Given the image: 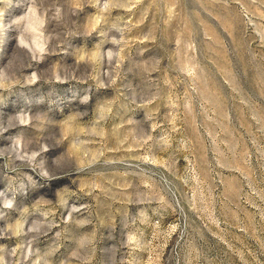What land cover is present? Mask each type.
<instances>
[{"label":"rangeland","instance_id":"374dc122","mask_svg":"<svg viewBox=\"0 0 264 264\" xmlns=\"http://www.w3.org/2000/svg\"><path fill=\"white\" fill-rule=\"evenodd\" d=\"M0 264H264V0H0Z\"/></svg>","mask_w":264,"mask_h":264}]
</instances>
